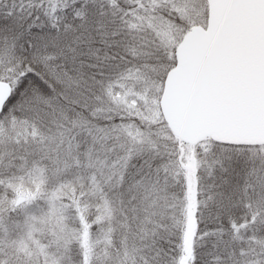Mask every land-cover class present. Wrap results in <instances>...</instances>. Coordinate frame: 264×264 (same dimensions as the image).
<instances>
[{
  "label": "snow or ice",
  "instance_id": "snow-or-ice-1",
  "mask_svg": "<svg viewBox=\"0 0 264 264\" xmlns=\"http://www.w3.org/2000/svg\"><path fill=\"white\" fill-rule=\"evenodd\" d=\"M0 264H264V0H0Z\"/></svg>",
  "mask_w": 264,
  "mask_h": 264
}]
</instances>
